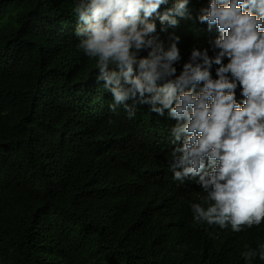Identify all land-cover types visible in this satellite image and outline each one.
I'll return each mask as SVG.
<instances>
[{
    "label": "trees",
    "instance_id": "trees-1",
    "mask_svg": "<svg viewBox=\"0 0 264 264\" xmlns=\"http://www.w3.org/2000/svg\"><path fill=\"white\" fill-rule=\"evenodd\" d=\"M79 2L0 0V264H264V223L234 232L194 221L203 192L173 179L167 110H111L78 47ZM209 2L189 0L176 26L153 18L166 50L179 37L177 75L193 48L217 51L216 27L197 19Z\"/></svg>",
    "mask_w": 264,
    "mask_h": 264
},
{
    "label": "clouds",
    "instance_id": "clouds-1",
    "mask_svg": "<svg viewBox=\"0 0 264 264\" xmlns=\"http://www.w3.org/2000/svg\"><path fill=\"white\" fill-rule=\"evenodd\" d=\"M80 0L74 11L78 47L96 61L98 80L113 97L112 111L135 104L176 120L173 179H193L203 204L196 223L234 232L264 223V0H210L197 17L219 32L214 56L193 48L177 75L175 37L167 50L155 19L176 26L189 0ZM147 52V55L141 53ZM198 58H200L199 62ZM227 58V63H224ZM213 65L215 77L212 75ZM240 88L239 100L236 89ZM132 100V106L127 101ZM206 205V206H204ZM264 260V243L259 246ZM245 259L256 253L248 251Z\"/></svg>",
    "mask_w": 264,
    "mask_h": 264
}]
</instances>
